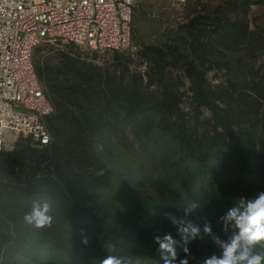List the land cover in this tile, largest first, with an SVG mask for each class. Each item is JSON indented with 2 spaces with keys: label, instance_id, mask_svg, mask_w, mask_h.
I'll list each match as a JSON object with an SVG mask.
<instances>
[{
  "label": "rangeland",
  "instance_id": "obj_1",
  "mask_svg": "<svg viewBox=\"0 0 264 264\" xmlns=\"http://www.w3.org/2000/svg\"><path fill=\"white\" fill-rule=\"evenodd\" d=\"M131 34L123 52L57 42L41 45L34 57L54 107L55 96L43 79L67 58L96 81L85 118L97 131L93 137L88 130L77 152L84 166H91L95 163L88 158L100 148L99 175L110 177L98 189V199L118 218L98 225L83 216L72 219L53 189H31L26 181L32 175L56 182L53 152L33 148L22 137L10 152L0 153V264H100L108 255L123 264H201L203 259L166 258L148 242L153 229L171 223L165 214L174 216L172 201L186 175L198 178L193 195L210 185L229 189L236 200L245 180L253 198L264 192V98L257 92L264 90V0H135ZM169 44L180 47L182 60L210 68L203 89L216 106H200L186 78L177 81L182 103L171 114L148 107L130 117L127 104L107 106L100 88L110 95L120 84L150 95L156 86L148 87L151 51ZM79 179L90 182L86 176ZM44 201L52 208L51 224L26 223L33 204Z\"/></svg>",
  "mask_w": 264,
  "mask_h": 264
},
{
  "label": "trees",
  "instance_id": "obj_2",
  "mask_svg": "<svg viewBox=\"0 0 264 264\" xmlns=\"http://www.w3.org/2000/svg\"><path fill=\"white\" fill-rule=\"evenodd\" d=\"M151 52L154 61L150 71L153 73L151 72L152 74L149 77L150 85L148 87L154 84L156 86L150 95L144 94L143 91L138 94L136 90H130L120 84L112 88L110 95L105 88H100L99 94L107 106L112 103L121 108L127 104V107L131 109L130 117H138L136 111L140 112L148 107H153L161 113L171 114L182 103V96L177 88V81H180V78L189 80L191 84L189 90L196 96L200 106H216L215 103L210 105L207 99L208 94H205L203 89L210 68L201 67L193 61L182 60L184 58L177 44L156 47ZM67 61L61 68L48 73L43 79L46 87L56 99L54 114L48 122L50 131H53L52 142L49 146L42 147L50 153L53 152L50 159L54 162L56 182L50 180V178L44 180L32 175L26 183L31 189L39 186L53 189L58 193L57 200L59 198V204L66 208L65 212L70 218L83 216L89 222L98 225L103 219L115 220L118 218L117 215L109 213L102 206L97 195L98 189L108 184L110 176L105 172L103 175H99L97 165L101 161L99 147L98 152L93 150L95 152L94 158H88V160L91 159L95 163L91 166H84V160L79 158L83 154L77 152L85 142L88 130L91 131L93 137L97 131L91 125V119L85 118V115L88 116V107H91L90 102L95 95V91L98 90V85L94 79L88 78L82 72L80 63L70 58H67ZM37 74L39 79L42 80V72L37 71ZM257 92L260 97L264 98V90ZM129 96H131L130 101L125 100ZM132 98L133 100H131ZM231 140H234L233 136ZM30 144L33 148H40L33 144L31 140ZM262 152L264 154V146ZM83 176L90 180L88 184H84V181L79 179ZM197 185V176L192 173L187 174L180 191L172 201L171 211L175 217L185 218L194 225L199 226L201 237L185 245L172 223L153 229L154 237L152 235L148 242L156 248V251H160L155 240L157 236L162 237L165 234H171L177 241L174 256L160 251L166 258L190 257L192 259H205L213 254H220V250L213 243L212 238L205 235L202 229L205 224H209L212 227L213 234L223 238L224 233L221 231L220 217L234 204L233 193L229 189L209 185L205 190L199 189V194L193 195L192 192ZM241 197L248 199L254 197L253 187L246 180L244 181ZM193 203L197 205V208L185 216V210ZM73 244L75 245L73 252L77 253L79 239L75 238ZM263 250L264 246L256 248V251L261 255H264Z\"/></svg>",
  "mask_w": 264,
  "mask_h": 264
},
{
  "label": "built area",
  "instance_id": "obj_3",
  "mask_svg": "<svg viewBox=\"0 0 264 264\" xmlns=\"http://www.w3.org/2000/svg\"><path fill=\"white\" fill-rule=\"evenodd\" d=\"M135 0H0V152L22 137L52 142L54 106L38 77V48L57 42L93 52L131 45Z\"/></svg>",
  "mask_w": 264,
  "mask_h": 264
},
{
  "label": "clouds",
  "instance_id": "obj_4",
  "mask_svg": "<svg viewBox=\"0 0 264 264\" xmlns=\"http://www.w3.org/2000/svg\"><path fill=\"white\" fill-rule=\"evenodd\" d=\"M196 208L194 203L189 205L185 216ZM51 210L47 201L35 202L31 212L26 214L25 222L38 228L50 225ZM165 215L176 227L177 234L185 245L201 237V228L191 221L168 213ZM220 225L223 238L213 234L211 225L203 226V233L212 238L220 254L206 257L201 264H264V255L256 251L258 246H264V192L253 199L236 198L234 204L220 217ZM155 240L162 253L175 255L177 241L171 234L157 236ZM100 264H123V261L117 256L108 255ZM179 264H188V261L181 260Z\"/></svg>",
  "mask_w": 264,
  "mask_h": 264
}]
</instances>
